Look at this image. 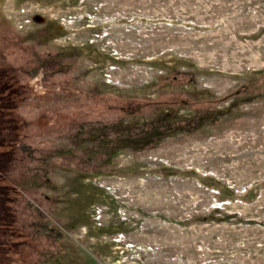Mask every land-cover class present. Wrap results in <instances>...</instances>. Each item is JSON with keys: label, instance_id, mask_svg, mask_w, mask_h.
Here are the masks:
<instances>
[{"label": "rangeland", "instance_id": "obj_1", "mask_svg": "<svg viewBox=\"0 0 264 264\" xmlns=\"http://www.w3.org/2000/svg\"><path fill=\"white\" fill-rule=\"evenodd\" d=\"M0 176V264H264V0H0Z\"/></svg>", "mask_w": 264, "mask_h": 264}, {"label": "trees", "instance_id": "obj_2", "mask_svg": "<svg viewBox=\"0 0 264 264\" xmlns=\"http://www.w3.org/2000/svg\"><path fill=\"white\" fill-rule=\"evenodd\" d=\"M12 84L13 85L6 84L5 86H3V88L5 91H10V92L14 93L15 96L20 97V100L18 102H15L13 105V111L15 112V114L17 113L18 105L21 102H23V103L24 102H27V103L37 102V103L42 105L43 102L49 98L50 92L45 90L46 87L43 86L42 80L40 78H37V77L33 78V76H32V78L30 80H26L24 85H21L20 83H18V84L12 83ZM21 86H23V87H21ZM21 90H26L29 93H26L25 95L23 93L21 96V92H22ZM23 103H21V104H23ZM16 145H17V143H15L13 145L14 151H17ZM107 156H109L107 154V151L102 152V156H101L102 159L107 158ZM55 160L57 162L58 161H62V162L65 161L66 162L69 160L70 163H71V161H77L78 162L77 166H79L83 170H88L86 172H91L93 170H97L101 165V163L99 161L100 159L94 161V160L90 159L87 155L79 154L78 152L73 153V155L66 154L62 157L61 156L55 157ZM18 195L19 194L17 193L16 188L11 187L10 182H8L7 179H5L4 177L1 178V176H0V201L15 202L19 198ZM14 231H17V229H14ZM11 246L12 245H8L6 247L8 248Z\"/></svg>", "mask_w": 264, "mask_h": 264}]
</instances>
